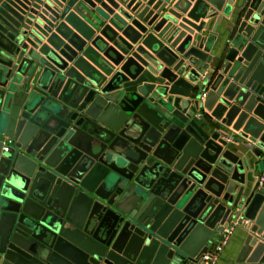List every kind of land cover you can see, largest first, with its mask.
Listing matches in <instances>:
<instances>
[{"label":"water","instance_id":"obj_1","mask_svg":"<svg viewBox=\"0 0 264 264\" xmlns=\"http://www.w3.org/2000/svg\"><path fill=\"white\" fill-rule=\"evenodd\" d=\"M243 219L264 264V0H0V264H208Z\"/></svg>","mask_w":264,"mask_h":264},{"label":"built area","instance_id":"obj_2","mask_svg":"<svg viewBox=\"0 0 264 264\" xmlns=\"http://www.w3.org/2000/svg\"><path fill=\"white\" fill-rule=\"evenodd\" d=\"M205 93L202 94V96H204ZM3 150H7V147L4 146ZM247 222V220H241L239 223L235 222L234 225L229 226L225 232L221 235L219 242L215 245V247L212 249L211 252H205L201 255V258L207 262L208 264H215L216 261L218 260V256L220 254V252L223 250L224 246L227 244L233 229L235 227V225L239 224V225H245Z\"/></svg>","mask_w":264,"mask_h":264},{"label":"crops","instance_id":"obj_3","mask_svg":"<svg viewBox=\"0 0 264 264\" xmlns=\"http://www.w3.org/2000/svg\"><path fill=\"white\" fill-rule=\"evenodd\" d=\"M241 234H242L241 228L240 227H234L233 232H232L227 244L224 246L223 250L220 252V254L218 256V260H217L216 264H226L228 261H230V259L232 258V256L236 252L237 246L240 242Z\"/></svg>","mask_w":264,"mask_h":264}]
</instances>
